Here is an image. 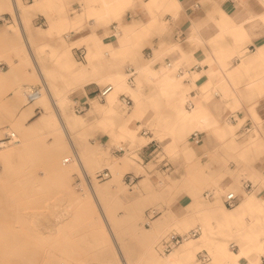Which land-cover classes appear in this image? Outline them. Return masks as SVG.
Returning <instances> with one entry per match:
<instances>
[{"label": "rangeland", "instance_id": "1", "mask_svg": "<svg viewBox=\"0 0 264 264\" xmlns=\"http://www.w3.org/2000/svg\"><path fill=\"white\" fill-rule=\"evenodd\" d=\"M21 1L27 5L34 0ZM81 1L66 0L65 3L57 1L52 7L33 11L30 15L29 26H26L23 20V32L18 31L17 33L7 30L8 25L15 23L12 9L6 8L0 12V74L10 69L9 61L18 65L17 73L8 74L0 81V123H5L9 119L8 113L15 112L13 125L6 130L0 128V137L6 132L14 131L16 139L7 145L5 150L21 148L19 155H14L9 159L12 166L11 174L8 175L2 171L4 163L0 160V181H2L0 185V231L16 235V237L15 235L5 237L0 234V264H19L28 260L38 264L42 260L41 257L47 254L57 261L55 264L66 258L72 264L74 262L80 264H160L164 256L176 249L182 241L169 251L164 248L165 242L170 241L174 236L188 235L193 230L198 231L197 235L189 237H197L200 234L197 225L185 228L186 225L182 222L188 217L189 213L186 210L194 209L182 206L181 202V198L192 186L201 190L202 199L208 205L217 197L221 204L225 205L226 192L218 195L212 185L213 180L219 178L227 183H235L236 192L242 196L240 202L246 196L253 194L264 199V120L263 126L257 132L256 125L258 124L255 123L251 108L244 109L242 106L230 108L237 118L236 123H231L235 125L236 140L240 145L231 143L229 137H222L221 140L225 142L224 146L201 151L190 142L189 136L196 130L192 128L186 129L179 140V150L169 153L165 148V140L161 138L165 130L162 122L164 117L170 118L168 124L176 123L175 112L165 104L160 105L158 111L154 112L150 103L145 100L142 109L147 117L142 121L134 119L131 125L139 135L154 139V145L148 143L139 148L136 151L138 156L132 159L124 156L130 151V142L128 140L111 141L110 137L105 134L97 116L88 113L91 105L90 100L85 96V85L94 82L98 89L103 88L109 85L103 79L107 73L121 71L130 75L128 68L131 67L135 74L133 79L129 78V81L134 84L139 81L144 88L143 92L151 93L155 90V84L145 78L139 68L144 64L162 62L166 55L154 47L153 54L150 56V53L143 51V48L152 45L150 39L154 35L162 37L166 32H171L177 23L164 18L152 33L141 37L138 42V53L135 56L115 60L109 58L108 62L97 59L91 61L87 45L72 41L86 35L92 28H95L100 35H104L105 32L113 29L112 26L105 27L87 17L75 28H65L52 34L41 30L49 26L50 16L59 19L65 13L74 15L80 11ZM136 11L130 9L125 18L132 19L137 15ZM160 27H163V30ZM25 38L28 40L26 41ZM104 40L108 41L109 37L104 36ZM40 45H46V51L41 57H36L35 50ZM22 47L30 55L28 56L29 62L22 60L25 56L18 55L16 51L17 48ZM77 48H83L84 60L79 59ZM54 49L58 51L67 49L69 56L79 65L87 67L91 73L84 78L72 80V74L61 71L57 61L49 55V51ZM42 68L57 70L60 73L53 83L69 96V112L84 118L83 124L74 128L68 127L65 132L67 136L63 135L61 138V143L67 140L71 143L78 139V141L85 142L83 144L85 147L78 152V166L73 165L74 154L68 141L65 143L67 149L54 158V162L62 163L68 171V175L60 181L50 178L52 174L48 168L50 161L43 158L44 150L53 138L48 134L47 122L44 121L29 134H24V136L20 134V129L27 130L38 121L44 108H35V100H26L25 95L17 88L26 83L41 87V79L46 81L44 75L39 73ZM69 83H72L71 89L66 88ZM121 94L127 95L120 92L119 101ZM184 96V101L190 99L185 93ZM88 97H94L99 104H104L106 101V98L99 100L96 92ZM75 103H87L85 111L77 112L74 108ZM121 104L128 109L125 110L127 114L133 100L129 105ZM52 105L49 103L50 109L59 113L55 104ZM31 108H33V114L26 115ZM240 111L242 114L236 113L237 116L235 112ZM261 117L264 119V115ZM247 120H251L250 131L240 130L241 125ZM143 130L148 133L144 134ZM254 133L258 137V142L263 143L262 146L244 147L241 145L248 136ZM22 142L25 143L22 144ZM186 146H190L192 153L188 154L183 151ZM143 153H145L144 156H142ZM64 157L70 160L62 162ZM105 169H108L111 175L107 179H100L98 173ZM41 171L45 172L44 175L39 173ZM254 171L261 173L258 178L251 176ZM128 174L135 176L134 182H128ZM143 177L149 178L146 184L140 182ZM248 181L254 185L251 192L244 188V184ZM87 182L89 184L91 182L93 187L101 190L93 194ZM11 198H15V201ZM75 198H80L82 203L75 202ZM16 206L17 211H15ZM101 207L106 217H100L101 213L98 209ZM235 207H227V209ZM157 220L161 223L157 229L153 230L151 225ZM14 239H18V242L29 250L22 261L15 256L6 255V248L16 245V242H13ZM228 243L231 247L237 241L229 238ZM199 252L195 254V259L199 264H216L207 251L210 261L201 262Z\"/></svg>", "mask_w": 264, "mask_h": 264}, {"label": "bare ground", "instance_id": "2", "mask_svg": "<svg viewBox=\"0 0 264 264\" xmlns=\"http://www.w3.org/2000/svg\"><path fill=\"white\" fill-rule=\"evenodd\" d=\"M57 1L61 3L66 2V0H34L26 5L21 0H10V2L9 0H0V12L6 8L12 9L15 16V23L8 25L7 30L11 32L15 31L16 33L18 31L23 32V20L24 24L29 26L31 12L52 7ZM81 5L82 8L80 11H77L74 15L65 13L59 19L50 16L49 26L41 30H44L47 34H52L53 32H60L65 28H75V26L78 27V24L87 17L105 27L112 26L113 29L110 32H105L104 35H100L95 28H92L86 35L72 41L73 43H84L87 45L91 61L97 59L106 62L109 61V58L110 60H115L137 55V49H139L138 42L141 40V37L144 36V33L146 34L150 31H154L155 28L160 25L162 22L161 18H159L160 15L170 12L172 16L175 17L180 8L179 0H82ZM237 6L238 3L233 2L229 5L228 9L235 10ZM137 8H142L143 11L149 15V19L143 21L138 17H133L132 22H124L123 17L125 13L130 9H135L136 11ZM41 30L39 32H41ZM104 36L109 37V40L105 41ZM26 39L27 38H25V40ZM45 46L46 45H40L36 48V57H41L42 53L46 51ZM159 50L163 55L170 56L171 64H164L162 67H157L156 63L153 62L144 64L139 68L140 73L155 84V90L152 91L153 93H144L142 84L139 81L134 84L129 81V74L117 71L107 73L103 77L104 81L112 86V90L106 96L104 104H99L94 97H88L87 94L85 95L86 98L90 100L91 105L88 113L97 116L105 134L110 137L111 141L128 140L130 142V151L124 155L128 159L138 156L136 151L146 146L150 141L149 137L147 138L139 135L137 130L131 125L132 120L138 119L142 121L147 117L144 115L145 113L142 109L145 100L147 103H150L154 112L158 111V107L162 104L170 106L175 112L176 123L170 125L168 124L170 118L164 117L162 122L165 130H163L161 138L165 140V148L169 153H175L179 150V140L182 138L190 123L197 127L199 122L204 123L207 120L205 118V116H208L207 111H200L199 102H195V107L191 111L185 107L186 103H184L187 102V104H189L193 103V101L190 99L184 101V92L188 87L183 83V80L193 77L198 73L195 71L190 72L188 68L179 70V66L185 59V56L177 45L165 46ZM16 51L18 55L23 54L25 56L22 60L29 62L28 56L30 55H28L29 53H27L23 47L21 49L17 48ZM49 55L57 61L61 71L70 72L72 74V80L84 78L91 73L87 67L76 63L69 56V51L67 49L62 51L56 49L50 50ZM9 65L10 69L0 74V81L8 74L17 73L18 65L15 63L12 64L10 61ZM39 73L44 75V79L46 78V81L41 79V87L26 83L19 85L17 88L18 91L20 90L21 93L25 95L26 100H35V108H44L43 114L37 119L38 121L33 123L27 130L20 129V134L22 136H24V134H29L36 130L44 121L47 122L48 134L53 138L50 144L45 148L43 158L50 161L48 165L49 170L52 172L50 178L54 181H60L68 175V171L63 167L62 163L54 162V158L67 149L65 143L68 141L70 149L74 154L73 165L77 164L79 166L78 152H81L82 148L85 147L83 146L85 142L78 141V139L71 143H69V140L65 141L64 139L65 143H61V138H63V135L67 136L65 132L68 127L74 128L77 125L83 124L84 118L69 112V96L63 93L62 89L53 83V80L56 79L60 73L57 70L54 71L44 68H42ZM71 86L72 83H69L66 88L71 89ZM120 92L126 93L130 96L131 100H133L131 109L127 114H125V110L128 109L121 104L123 103L121 99L120 101L118 99V94ZM176 92H180L179 98L172 99V95ZM30 95H34V98L30 99ZM166 96L168 100L164 99ZM49 103L51 105L55 104L59 113L50 109ZM31 114H33V108H31L26 115L29 116ZM7 115L9 119L6 120L5 123H0V128H3V130L13 125V121L15 120V112L8 113ZM256 119L259 123V117H256ZM209 126L215 129L214 132L217 136L229 137L231 143L240 145L236 140L235 125L230 121H228L225 126H218L217 124L215 125V123ZM258 141V137L256 133H254L248 136L241 145L244 147L258 146ZM24 143L25 142H22V144ZM6 146L0 149V160L4 163L2 171L9 175L12 173V166L9 159L14 155H19L21 148L5 150ZM190 149V146H186L183 148V151L189 154L192 153ZM69 160L70 158L64 157L62 162ZM39 173L43 174L45 172L41 171ZM36 176H39V174H36ZM148 180V177H143L140 179V182L146 184ZM213 181L212 183L214 184L212 185L215 188L216 194L221 195L225 192L228 194V190L230 189H232L230 192L237 193V189L233 183H227L225 180L223 181L222 178ZM1 182L2 181H0V185L2 184ZM87 183L90 192L93 194L101 190L97 187H93L91 182L90 184L89 182ZM256 196L257 194L246 196L243 202L235 208L227 209L225 205L221 204L219 197L208 205V203L202 199L201 190L192 186L188 189L187 193H185V196L181 198V202L182 206L187 208L193 207L194 209L188 208V210H186L189 214L182 222L186 225L185 228L197 225L200 234L193 238L186 237L176 249L164 256L160 264H199L195 259V254L202 250H206L216 264H244V261H246L247 264H258L259 258H256V260L249 258V254L253 252H255L258 257L259 254L264 253V226H260L261 217L264 218V205H261L259 201L256 200ZM11 199L15 201V198ZM75 202L82 203L80 198H75ZM17 208L16 206L15 211H17ZM98 210L101 213V218L106 217L102 207ZM97 218H99V216ZM160 223V220L154 221L151 228L153 230L157 229ZM230 225L235 226L229 227ZM0 234L5 237L7 235H15V233H8L3 230L0 231ZM234 237L239 238V251L232 250L228 243L229 238ZM18 241V239H14L13 242H16V245L6 248V255L15 256L22 261L29 250ZM31 256H33V253H31ZM41 258L42 260L38 264H55L57 262L51 259L48 254ZM19 264L34 263L32 260H28L22 263L20 262ZM57 264L72 263L66 258V260L59 261ZM73 264L80 263L74 262Z\"/></svg>", "mask_w": 264, "mask_h": 264}, {"label": "crops", "instance_id": "3", "mask_svg": "<svg viewBox=\"0 0 264 264\" xmlns=\"http://www.w3.org/2000/svg\"><path fill=\"white\" fill-rule=\"evenodd\" d=\"M179 2L180 8L175 17L170 12L159 17L161 20L168 18L176 21L177 25L162 37L154 35L150 39L152 45L145 46L143 51H147L152 56L154 47L161 49L177 44L185 56L179 70L188 68L190 72L198 73L183 80L188 87L184 93L190 97V100L199 102L200 111L206 110L208 116H205L207 120L204 123L199 122L197 127L191 125L192 123L188 125L187 129L194 128L196 129L194 131L200 132L199 141L195 142L189 136L190 142L201 151L224 146L222 137L217 136L215 129L209 125L215 123L218 126H225L228 121L236 123L237 118L230 108L238 106L244 109L251 108L255 123L258 124H255L258 132L264 120L261 117L264 115V0H179ZM197 2L200 7L192 9L191 7ZM233 2H237L238 6L235 10H229L228 7ZM127 12L123 21L130 23L132 19L125 18ZM136 13L135 17L143 21L149 19V15L142 8H137ZM160 28L163 30V27ZM146 34L144 33V36ZM164 64H171L170 56L163 57L162 62H156L157 67H162ZM97 90L98 86L94 82L85 85L87 95ZM179 95L180 92H176L171 98H179ZM164 99H167V96ZM185 107L191 111L195 107V102L189 104L186 102ZM236 113L242 114L241 111ZM256 117H259V123ZM250 126L251 120H247L241 125L240 130L248 132ZM143 131L145 134L148 133L146 130ZM153 141L154 139H150L148 143L154 145ZM262 144L258 142V147ZM144 155L145 153L142 154ZM260 174L254 171L251 176L258 178ZM241 198L242 196L238 194L237 205L243 202L244 199L240 202ZM256 200L264 205L263 198L257 195ZM233 226L235 225L229 227ZM260 226H264L263 217ZM233 239L237 243L232 244L231 248L239 251V238ZM249 258L253 260L259 258L258 264H264V253L259 254L258 257L253 252L249 254ZM243 263L247 264L246 261Z\"/></svg>", "mask_w": 264, "mask_h": 264}, {"label": "built area", "instance_id": "4", "mask_svg": "<svg viewBox=\"0 0 264 264\" xmlns=\"http://www.w3.org/2000/svg\"><path fill=\"white\" fill-rule=\"evenodd\" d=\"M199 7H200V4L197 2L191 8L192 9H198ZM4 20H5V18H4ZM76 51H77L79 59L80 60H84L85 53H84L83 48H77ZM128 70L130 72L129 78L133 79L135 71L131 67H129ZM111 90H112V86L111 85H106L103 88H99L96 91V97L99 100H103V99L106 98V96L108 95V93ZM33 98H34V95H30V99H33ZM120 99L126 105H129V104L132 103L131 98L129 96L125 95V94H121L120 95ZM86 105H87V103H84V104L75 103L74 108H75V110L77 112L81 113V112L85 111ZM143 133L145 134V131H143ZM199 137H200V132H198V131H193L190 134V139L195 141V142L199 141ZM15 139H16V133L14 131L13 132H6L4 134V136L0 137V149L3 148L6 145L12 143ZM66 162H68V161H66ZM110 175L111 174H110V171L108 169H105L101 173H98V177L100 179H107V178L110 177ZM134 179H135V176H133L132 174H128L127 175V180H128L129 183L134 182ZM244 188L246 189V191H250L253 188V185H252L251 182L248 181L247 183L244 184ZM237 201H238V193H234V192H229L228 194H226L225 199H224V203H225V205L227 207L236 206ZM197 233H198L197 230H193V231L189 232L188 235L174 236L170 241L165 242L164 248H165L166 251H169L171 248H173L174 246L179 244L181 241H183L186 237L196 236ZM199 260L201 262H203V263H207V262L210 261V257L208 256V254L206 252L205 253L199 252Z\"/></svg>", "mask_w": 264, "mask_h": 264}]
</instances>
